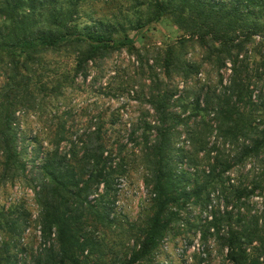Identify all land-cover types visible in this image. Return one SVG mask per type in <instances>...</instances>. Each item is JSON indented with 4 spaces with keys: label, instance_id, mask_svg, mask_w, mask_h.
Listing matches in <instances>:
<instances>
[{
    "label": "trees",
    "instance_id": "trees-1",
    "mask_svg": "<svg viewBox=\"0 0 264 264\" xmlns=\"http://www.w3.org/2000/svg\"><path fill=\"white\" fill-rule=\"evenodd\" d=\"M88 1L93 0H0V186L36 183L39 209L33 221L24 204L0 207V264H157L161 244L176 227L199 235L202 251L192 264H210L213 251L219 264H264L263 181L229 185L225 176L251 160L264 166V0H135V21L129 23L136 30L167 17L188 37L179 41V56L171 46L154 66L138 58L148 82L139 83V91L153 120L133 129L125 142L100 118L80 127L57 123L49 128L48 142L34 139L42 156L40 164L27 168L18 150L15 113L59 98L66 88L64 77L41 81L43 57L72 51L73 77L85 80L89 65L115 51L134 50L120 24L98 20L79 28L80 8ZM256 37L261 60L250 68L249 58L241 56ZM192 42L204 51L201 61L182 58ZM227 64V87H221V78L218 93L196 82L177 100L185 112L184 101L192 96L191 115L182 118L171 111L174 77L187 84L205 65L218 72ZM212 138L234 149L233 158ZM199 156L209 161L207 173L196 166ZM132 157L145 171L150 200L143 221L124 229L114 213L116 185ZM193 168L197 172L189 171ZM256 192L261 211L250 203ZM190 209L198 219L181 218ZM34 224L36 250L23 243Z\"/></svg>",
    "mask_w": 264,
    "mask_h": 264
},
{
    "label": "rangeland",
    "instance_id": "rangeland-1",
    "mask_svg": "<svg viewBox=\"0 0 264 264\" xmlns=\"http://www.w3.org/2000/svg\"><path fill=\"white\" fill-rule=\"evenodd\" d=\"M144 1V0H139ZM138 1V2H139ZM135 0H93L84 3L80 8L79 28L92 27L98 20H104L111 24H120L125 30V35L133 39V52L127 50L115 51L109 59L96 65H89L88 76L84 80L82 77L74 79L73 70L75 67V54L72 51L61 54H49L43 57L42 67L44 68L37 74L42 78V82H53L64 77L66 88L59 98H45L35 109H20L15 113V133L18 139V150L23 152L27 168L32 165L40 164L41 150L35 143V138L46 142L50 140L49 128L57 123H65L67 127L86 126L95 123L97 119L109 129L112 134L119 138V141L129 140L133 129L141 127L146 120L152 121V112L146 103V99L141 95L139 83L142 84L144 75H141L138 58H148V66H154L158 58L168 47H174L176 55H181L179 41L187 40L188 37L183 31L173 23L171 18H163L156 23L146 25L140 30L130 25L129 22L135 21L133 8ZM144 16L145 11L141 9ZM121 28L118 29L114 39L120 36ZM260 43L258 37L253 44L246 47L241 57H248L250 68H255L260 62L257 44ZM186 54L183 60L188 62L201 61L204 51L194 42L186 45ZM148 71L147 68L144 69ZM155 68V73H159ZM148 73L145 75L148 76ZM160 74V73H159ZM230 65L225 69L214 70L211 66H204V70L187 84L174 77L173 86L176 88V96L171 101V111L178 113L185 118L191 115L193 98L188 97L184 101L187 110L184 112L177 103L181 99L183 91L192 87L196 82L201 85L209 86L220 92L221 87H227L230 79ZM162 78V74L160 76ZM222 79L221 87L218 84ZM136 82V83H135ZM132 83V86H131ZM143 83H148L144 81ZM53 84L51 83L50 87ZM186 88V89H185ZM192 90V89H189ZM146 112L149 115H146ZM140 132L138 133V135ZM184 135L178 139V146H184ZM216 147L225 156L232 159L235 150L225 145L219 138L211 139ZM46 146V144H44ZM62 148H65L63 145ZM213 156V154L211 155ZM210 156V163L211 157ZM132 157L126 175L120 179L116 185V202L114 213L121 226L126 229L128 224L142 222L145 218V208L150 200V189L146 188L144 182L145 171L143 168L134 164L138 160ZM207 158L199 156L196 166L199 172L206 173L209 170ZM196 168L189 170L191 173L197 172ZM230 179L229 185H236L241 180L251 181L262 180L264 184V166L257 161H248L242 166H236L233 170L225 174ZM263 178V179H262ZM36 183L28 185L23 180L16 181L4 187L0 186V207L10 208L15 205L24 204L31 214V220L35 221L38 216V206L35 203ZM251 205L255 210H262V199L258 192L251 198ZM221 204V202L219 203ZM200 214L190 209L184 212L181 218L195 219ZM202 219L206 214L201 215ZM34 226L26 232L23 243L29 249L36 250L39 245L38 233ZM177 228V227H176ZM171 231L164 242L161 244L157 256V264H192L193 255L200 256L201 247L199 235H193L192 231L185 235L180 230ZM185 228L183 229V231ZM118 239V236H117ZM119 240V239H118ZM210 264H219V255L215 251L211 254Z\"/></svg>",
    "mask_w": 264,
    "mask_h": 264
}]
</instances>
